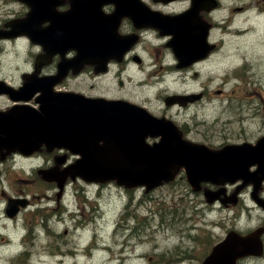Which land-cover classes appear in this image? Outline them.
Segmentation results:
<instances>
[{"label": "flooded vegetation", "instance_id": "obj_1", "mask_svg": "<svg viewBox=\"0 0 264 264\" xmlns=\"http://www.w3.org/2000/svg\"><path fill=\"white\" fill-rule=\"evenodd\" d=\"M41 6V19L37 24L41 31L52 27L55 32L65 33L74 26V17L85 13L89 14L93 20L89 26L93 27L94 35L110 36L114 31L124 37L125 52L121 60L110 59L107 62L106 71H97V65L91 63L83 65L79 71L70 69L64 78L55 83L52 93L37 91L22 95L15 92L9 94V97L7 95L0 97L9 98L7 104L0 105V109L8 110L18 105H25L23 107L34 112H43L42 106L51 111L54 107H64L68 103L55 99L47 101V98L54 97L55 92H67L75 93L82 98L84 102L79 105L85 106V109H89L87 110L89 113L94 114L96 107L101 105L91 102L95 99H125L135 102L145 106L157 116L173 118L185 139L205 143L213 149H220L232 143H256L260 137L264 136L262 134L249 139H242L248 137L230 139L229 134L234 131L229 127L223 133L229 141L213 143L208 135H204V138L194 137L191 135L192 127L190 129L185 122H179L168 114L169 108L181 106L180 104L157 109L149 103V99L136 100L127 92L125 79L128 81V78H124L130 66L144 69L141 80L149 79L147 74H151L150 78L156 74L162 75L164 71L170 74L171 64L177 70L196 68L199 63L212 58L221 49L222 42L216 37L217 34H238L246 31V28L232 29L234 21L229 17L230 13L246 15L243 21H252L255 25L259 20L264 19V0L244 1L240 5L235 4L231 9L227 0H43ZM23 7L25 14H28L32 6L24 4ZM6 22L7 19H0V29L5 27ZM85 28L87 27L82 29ZM202 32L207 35V46L210 49L205 56L199 57L188 65H181L183 49L191 47L183 44L182 37L197 36ZM45 41L49 47H54L56 43H64L57 37L45 38ZM1 46L3 48L5 46L6 52H12V50L21 52L20 49H23L25 54V58L13 63L8 56L7 60L4 58L2 60L0 55V79L9 83L13 89L21 88L27 78L33 81L41 77H57L61 61L74 58L77 54L74 48H69L66 55L47 53L44 45L35 43L29 36L15 38L14 41L5 42V45L0 39V50ZM40 55L43 57L42 63L38 61ZM145 65L151 66L153 70L144 68ZM195 75L198 76L199 72ZM112 79L115 82H112ZM129 79L131 82L134 81L132 76H129ZM160 80H164V77ZM201 93V98L196 97V101L205 98V92ZM164 98L165 96L162 95L163 102ZM2 121L0 125V200L4 202L2 210L4 215L1 219L10 221L13 227L11 234L14 238L8 240L5 246L8 251L12 250L10 256L18 254L33 256L24 247L28 245L31 234L35 238L34 244L40 247L44 244L43 235L46 234L49 221L59 220L58 224L72 223L75 229L81 226L85 230L78 233V237L81 238L87 232L86 228L92 225L102 226L103 216L99 218L97 214L104 209L106 232L105 236L100 232V240L104 241L105 253H109L111 258L135 260L132 255L138 252L144 256L141 264H202L213 247L221 242L229 231H232L236 237L254 234L261 239L259 253L243 256L237 260L236 264H264V173L258 171L257 166L252 167L245 178H239L233 184L203 183L201 191L196 192L197 196L202 197L199 203L205 202L203 197L208 189L218 192V198L211 204L204 203L201 210L196 208L198 203H195V207L191 210L180 204H161L159 199L155 205L146 203L157 196L154 190L147 192L142 189L140 198L135 200L136 189L120 186L123 189L120 201L124 203L112 214L111 193L108 190L112 185H117L116 181H90L80 175L74 177L68 175L60 185L57 182L46 181L41 174L42 170L53 168L63 170L70 163L79 161L83 156L81 151L72 152L54 143H41L30 155L9 150V145L6 146L4 141L5 133L10 132L12 128L15 129L16 116H9ZM81 121L83 122L81 132L84 133L79 134L78 139L84 145L83 148H89L93 152L90 145L95 144L100 133L96 131L86 133L89 130L87 124L99 125L102 119L87 117ZM163 138L169 141L170 136L150 135L147 140L153 144ZM238 139L239 141H234ZM100 143L103 142L100 141ZM181 179L186 180L184 172L180 170L177 172V180ZM18 181L23 182V185L19 186ZM192 192L187 189L184 195L192 194ZM11 196L29 199L28 206L21 208L14 216H9L6 210V203ZM44 207L54 211L53 217H50L51 220L46 224L43 217L39 218L40 209ZM178 207L183 208L184 213L204 216V212L208 211L215 217L216 213L227 209L231 212V223L224 228L223 224L216 219L208 221L199 217L195 225L188 229L191 233L186 239H181L180 242L166 249L158 244L157 233L167 230L163 227L166 216L171 218V223L178 219L179 210H175ZM165 212L166 214H163ZM256 212L259 213L260 219L254 223ZM160 234L166 238L170 237L169 234ZM179 234L177 232L178 236ZM92 238L96 239L97 235L93 233ZM118 241L124 242L121 248L123 250L117 254L108 252L109 245ZM12 244H18V247H13ZM68 244L69 239L64 240L60 237L57 241L59 256L75 253L77 249L74 246L69 248ZM75 244L81 245V242L77 241ZM92 244V240H87L83 250L88 251V247L90 248ZM184 246L188 249L183 250ZM85 252L83 253L90 255Z\"/></svg>", "mask_w": 264, "mask_h": 264}, {"label": "rangeland", "instance_id": "obj_2", "mask_svg": "<svg viewBox=\"0 0 264 264\" xmlns=\"http://www.w3.org/2000/svg\"><path fill=\"white\" fill-rule=\"evenodd\" d=\"M244 1L252 2L253 0H227L229 9L235 4L240 5ZM229 17L234 21L232 25V29L234 30H243L245 27L247 28L246 30H249L252 27V21H243V18L247 17L246 15L230 13ZM246 34L242 32L219 35L223 39V42L221 49L216 53V58L209 65L195 69L196 72H199L198 76H201L200 82L196 81L197 78L194 76V70L187 73L183 71V74L171 71L176 72L178 77L171 76L165 78L163 73L162 75L156 74L150 78L151 74H149V80L153 81L152 86H143L144 82L141 80V77L144 69L130 66L124 76V78H128L125 88L134 99H149V103L157 109L166 108L163 99H161L162 95L203 89L207 92L206 99L186 106L169 108L168 114L179 122H185L190 129L192 127V136L204 138V135H208L213 140V143H219L223 140L229 141L223 134L224 130H228L229 127L234 131V133L229 134L230 139H234L235 137H248L242 139L258 137L264 133V123L262 122L264 118V100H262L264 98V21H261L260 29L251 30ZM6 55L12 62L13 56H15V60L25 58L24 53H22V56H19L15 53V50L6 53ZM245 62H248V75L252 80L251 84L247 83L245 79H241V65ZM144 68H151V66L145 65ZM129 76H132L133 82L130 81ZM162 77H164L165 81L162 84L155 85V80H159ZM229 78L231 80L225 83ZM174 82H179L182 85L173 87ZM245 90L255 92L256 107L249 105L253 99L241 100V98H238L240 92H244ZM158 95L161 96L159 97ZM232 104L236 105V108L231 110L230 106ZM242 104L244 105L242 106ZM234 141H239V139ZM189 188L190 186L186 181L177 180L174 185L168 184L157 188L158 190L155 192L157 196H154L150 202L146 203L155 205L159 199L161 204H180L184 208L191 210L195 207V203L202 200V197L193 194L184 195L185 190ZM108 192L111 193L112 214H114V211L124 203L117 199L121 190L112 186ZM140 194V191L136 192L135 200L139 199ZM203 198L205 202L197 204L198 207L196 208L199 210L207 202L205 196ZM2 203L0 200V264H141L137 260L127 262L115 258L109 259V253L101 255L97 251L93 252V250L85 252L83 246L90 237L84 234L79 238L78 233L81 231L79 228L75 229L72 223H54L56 229L43 235L44 244L41 247L32 243L26 247L33 256H29L27 260H18L22 255L10 256L9 254L12 250L8 251L3 248L7 243V239L9 238L10 240L12 238L9 234V229L12 226L10 225V221H3L1 219L4 215L2 213ZM175 210H179L177 213L178 219L173 221L171 226L167 225L166 231L160 232L169 234L170 237L166 238L157 233V237L159 235L158 244L166 249L172 244L180 242L181 239H186L188 234L191 233L188 229L195 225L199 217L208 221L216 219L223 224L224 228L228 227L231 223V212L227 209L216 213V217L208 211L204 212V216H198L192 213H184L183 208L180 209L178 207ZM163 214H166V212ZM254 216L256 217L254 223H256L260 219V215L256 212ZM103 222L104 224L106 222L104 215L101 219L102 225ZM165 222H171V218L166 216ZM49 225L52 224L49 223ZM93 227L96 228L95 225ZM66 229H68V233L65 234V238L69 239L68 247H76L75 243L77 241L81 242L82 247L78 248L73 255H66L62 257L63 259H60L61 257L55 254L58 250L50 243L51 241L57 242L60 239L59 233H62L61 231L64 232ZM101 232L105 236L104 228ZM177 232L180 233L179 236ZM97 242L101 243L102 240ZM187 249V246L183 247V250ZM82 252L90 253V255H83Z\"/></svg>", "mask_w": 264, "mask_h": 264}, {"label": "water", "instance_id": "obj_3", "mask_svg": "<svg viewBox=\"0 0 264 264\" xmlns=\"http://www.w3.org/2000/svg\"><path fill=\"white\" fill-rule=\"evenodd\" d=\"M158 125L167 124L172 130L175 127L174 123L167 121L165 118L158 119L147 114ZM120 119L124 122L132 125V122L126 120L119 115ZM119 128L122 132H126L127 129L124 124L119 123ZM133 131V130H131ZM112 146V141L109 143V149ZM195 146V147H194ZM184 153H171L168 154L165 159H158L156 150L152 147L146 157H141L135 151V147L122 148L116 151L118 156L112 157L111 164L105 163L103 160L97 158V161L101 164L110 165L111 172L114 175L133 176L138 181H146V176H155L160 172L159 178L170 179L172 174V168L176 165H185L190 181L195 185L199 184L201 180L212 179L224 172H234L243 167V164L248 168L253 160H249L247 163L241 158L229 159L224 156L225 150L235 149L234 146H227L223 151H211L204 145H192L191 143H182ZM252 151L256 153L260 162V167L264 169V137L261 138L256 146L252 147ZM198 157V158H197ZM133 160L146 161L141 167L130 164ZM235 178H229L234 181ZM145 183V182H142ZM158 183V182H157ZM150 187L151 184L149 183ZM211 199L218 197V194H210ZM261 243L258 242L256 235H249L247 237H236L233 234H229L227 238L217 245L212 255L207 259L205 264H236L237 260L248 253H258Z\"/></svg>", "mask_w": 264, "mask_h": 264}, {"label": "bare ground", "instance_id": "obj_4", "mask_svg": "<svg viewBox=\"0 0 264 264\" xmlns=\"http://www.w3.org/2000/svg\"><path fill=\"white\" fill-rule=\"evenodd\" d=\"M211 61H212V58H210V59H208L206 61H203V62H201V63L198 64V67H205L206 65L210 64ZM169 70L170 71H176L177 68L173 64H171L170 67H169ZM178 85H182V84H180L179 82H174L173 83V87H176ZM103 215H104V209L101 210V211H99L98 214H97V216L99 218L102 217ZM58 222H59V220L58 221H49V223L52 224V225H49L48 224V226H47L48 228H46V232L48 233V232H51L54 229H56L55 228L56 226H54V223H57L58 224ZM167 225H170L171 226L172 223L171 222H164L163 227L166 229V228H168ZM123 245H124V242H122V241H118L116 243H112V244L109 245L108 252L109 251H112L113 253L117 254L121 250H123V249H121L123 247ZM132 257L135 260L139 261V262H143L144 261V256L141 253L135 252L132 255Z\"/></svg>", "mask_w": 264, "mask_h": 264}]
</instances>
